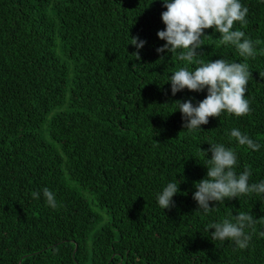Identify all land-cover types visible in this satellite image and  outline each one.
Listing matches in <instances>:
<instances>
[{
    "label": "trees",
    "instance_id": "1",
    "mask_svg": "<svg viewBox=\"0 0 264 264\" xmlns=\"http://www.w3.org/2000/svg\"><path fill=\"white\" fill-rule=\"evenodd\" d=\"M240 3L247 24L234 30L257 42L256 55L221 45L211 28L197 52L248 64L251 113L188 132L160 105H195L207 90L171 94L168 77L186 62L156 52L161 0H0V264H264V219L243 250L206 231L229 214L264 217V194L210 203L207 215L192 199L207 171L198 148L211 143L235 149L237 174L250 165V183L264 180V0ZM131 37L145 41L139 61ZM232 128L261 148L238 145ZM182 178L163 210L156 194Z\"/></svg>",
    "mask_w": 264,
    "mask_h": 264
},
{
    "label": "clouds",
    "instance_id": "2",
    "mask_svg": "<svg viewBox=\"0 0 264 264\" xmlns=\"http://www.w3.org/2000/svg\"><path fill=\"white\" fill-rule=\"evenodd\" d=\"M166 11L161 13V21L165 25L163 30L156 33L157 38L165 41L162 47L156 49L160 53H177L179 61L186 62L185 66L174 71L168 82L173 96L187 89L190 92H203L207 90L206 97L193 104L191 98L184 101H175L172 104L165 103L163 107L174 106L182 116V127L188 132L200 130L201 125H206L209 118H217L226 112L235 117H242L251 113L250 100L246 98L247 85L251 79V71L247 63L229 61L221 58L215 61H205L202 52H197L207 38L206 29H214L219 33L221 45H234L242 57H254L256 55V43L245 36L244 31L235 29L234 23L241 26L247 24L248 8L240 3V0H161ZM130 44L137 51L131 55L135 60H140L139 50L143 48L145 41L139 37H131ZM180 50V51H178ZM164 57H160L163 61ZM195 63V69L187 65ZM174 112V111H173ZM230 138L240 146H246L252 151H258L261 144L255 142L239 128L230 130ZM207 151L198 148L201 156L205 157L204 168L206 176L198 182H194L195 191L192 199L197 204L195 212L202 211L205 215L214 211L216 207H210V203L223 204L224 201L237 199L242 195L264 194V180L258 183H250L252 168L245 166L243 172L237 174L236 166L238 157L235 149L226 147L222 143H211ZM208 152L211 158L208 159ZM181 180H174L156 194L158 205L164 209L174 206L173 197L179 192ZM186 195V193H184ZM33 199H39L40 193L33 192ZM43 197L47 205L53 209L58 206L55 193L48 188L43 189ZM261 219H255L251 213L239 212L219 222L210 223L206 231L214 229L210 234L212 240H231L236 248H248L256 225ZM264 237V231L259 233Z\"/></svg>",
    "mask_w": 264,
    "mask_h": 264
}]
</instances>
